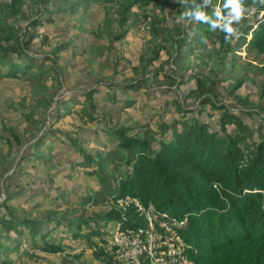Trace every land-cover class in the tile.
Listing matches in <instances>:
<instances>
[{
    "label": "trees",
    "instance_id": "obj_1",
    "mask_svg": "<svg viewBox=\"0 0 264 264\" xmlns=\"http://www.w3.org/2000/svg\"><path fill=\"white\" fill-rule=\"evenodd\" d=\"M80 1L86 2L87 10L96 0ZM105 1L120 3L122 25L127 23L129 13L136 5L142 7L160 1H163L162 6L180 4L170 0ZM24 3L25 0H0L2 76L29 79L36 73L32 71L42 69L49 59L26 55L25 45L28 43H23L19 27L9 23V17L24 13ZM243 3L244 15L254 10L262 16L256 26L247 24L246 28V16L239 25H234L239 35L232 42L225 41L223 32L210 30L207 23L194 21L188 26L203 41L206 34H216L220 47L232 55V68L238 66L237 55L243 46L247 47L248 53H257L259 64H264V4L259 0H243ZM223 4L224 0H211L205 11L216 19L211 10L218 5L226 15L228 9L223 8ZM72 10L77 9L72 7ZM54 21L52 16L35 18L29 27ZM159 22L153 21L149 27L152 37L165 34L164 28L156 27ZM182 38L175 39V43L180 44ZM163 44L160 42L148 58L141 59L142 68L158 59ZM58 48L62 49V46ZM13 55H22V61L17 62ZM243 63L238 69L247 70L254 66L250 61ZM192 78L196 79L197 86L188 95L200 100L199 108L179 105V117L172 123L136 124L138 128L109 127L105 130L107 141L94 156L83 148L78 137L68 136L75 149L84 156L81 164L87 167L85 173L99 182L98 189L90 185V193L81 196L70 190H61L56 195L57 204L44 211L36 206L26 209L11 205L7 201L12 195L7 193L5 200L0 202V264H15L13 254L17 255L18 264L29 259L38 260L41 258L36 254L38 252L61 255L62 264H90L85 261L86 248L102 264H118L113 236L119 228L128 232L149 227L143 208L150 204L158 211H168L178 217L188 216L189 223L181 233L192 244L191 256L196 264H264V119L254 127L245 121L241 112L230 110V107L249 108L254 104L236 93L245 78H239L228 89L237 102L233 106L217 100L215 79L208 83L202 74H193ZM145 85L146 79L141 78L116 88L131 91ZM98 91L91 89L83 93L84 100L71 97L58 104L51 128L37 138L32 155L38 157L37 153H43L41 145L46 148L47 137L60 132L54 129L56 124L71 115L77 104H81L79 111L87 118L88 124L99 123L102 117L97 115L98 105L94 100ZM263 94L264 82L261 96ZM108 96L113 105L120 103L116 92H108ZM258 103L264 110L263 99L259 98ZM133 104L135 102L128 99L124 106ZM207 104L212 110L206 109ZM216 111H222L217 121L218 130L199 116L207 112L208 117H213ZM24 116L33 123L32 114L25 113ZM2 124L6 125L5 132L16 136L5 121ZM154 140H157V146H153ZM11 141V137L6 136V155L12 154ZM16 142L19 144L22 139L16 136ZM51 159L48 154L47 165ZM110 177L116 178L115 185L108 183ZM112 221L116 223L113 229L110 228ZM78 241H81V248L73 245Z\"/></svg>",
    "mask_w": 264,
    "mask_h": 264
},
{
    "label": "rangeland",
    "instance_id": "obj_2",
    "mask_svg": "<svg viewBox=\"0 0 264 264\" xmlns=\"http://www.w3.org/2000/svg\"><path fill=\"white\" fill-rule=\"evenodd\" d=\"M161 3L163 1L134 6L124 25L121 24L120 3L105 0H96L87 10L86 2L80 0H25L24 13L9 17V23L19 27L23 43H28L26 55L49 59L42 69L32 71L36 73L29 79L0 75V202L10 193L9 204L26 209L36 206L44 211L57 204L56 195L61 190L81 196L90 193V185L98 189L99 182L85 173L87 167L81 164L84 156L75 149L68 136L78 137L83 148L94 156L107 141L105 130L109 127L138 128L136 124L172 123L179 117V105L199 108L200 100L188 95L197 86L193 74H202L208 83L215 79L217 100L229 106L237 102L228 89L239 78H245L236 93L254 104L249 108L230 107V110L241 112L245 121L254 127L260 124L264 119V110L258 103L259 98L264 101V94L261 96L264 64H259L257 53H248L247 47L243 46L237 55L238 66L232 68V55L220 47L216 34H206L204 38L202 35L206 38L205 43L194 35L195 30L188 29L194 21L178 22L186 7L175 3L162 6ZM72 7L77 10L73 11ZM260 14L252 10L244 15L247 17L246 28L247 24L256 26ZM49 16L55 18L54 23L29 27L31 20ZM153 21H160L156 27L164 28L165 34L152 37L149 27ZM121 34L123 36L118 37ZM183 36L185 39L176 44L175 39ZM162 41L158 59L142 68L141 59L148 58L151 50ZM21 56L13 55V58L20 63ZM248 61L254 66L238 69ZM141 78L146 79V85L138 90L119 91L116 88ZM91 89L99 90L94 100L98 111L103 112H97L101 121L88 124L79 111L81 104H77L71 115L56 124L54 129L60 132L47 137L46 148L41 145L43 153H37L38 157L32 155L35 141L55 120L56 106L71 97L84 100L83 93ZM111 91L116 92L119 104L110 103L108 92ZM128 99L135 104L125 107ZM205 107L212 110L209 104ZM221 112L216 111L213 117H208L207 112L199 116L218 130ZM25 113L33 115V123L25 118ZM4 121L22 139L21 143L16 142V136L5 132ZM6 136L12 140L11 155H6ZM153 146H157V140ZM48 154L52 159L47 165ZM115 181V177L108 178L111 185H115ZM115 225L112 221L110 228ZM73 245L81 248V241ZM36 254L41 258L29 259L24 264L63 263L61 255ZM12 256L18 264L17 255ZM85 261L102 264L87 248Z\"/></svg>",
    "mask_w": 264,
    "mask_h": 264
},
{
    "label": "built area",
    "instance_id": "obj_3",
    "mask_svg": "<svg viewBox=\"0 0 264 264\" xmlns=\"http://www.w3.org/2000/svg\"><path fill=\"white\" fill-rule=\"evenodd\" d=\"M176 1L170 0L171 3ZM143 210L147 213L149 227L128 232L119 228L115 233L114 253L118 264H196L191 256L192 245L181 233L188 219L158 211L153 204Z\"/></svg>",
    "mask_w": 264,
    "mask_h": 264
},
{
    "label": "clouds",
    "instance_id": "obj_4",
    "mask_svg": "<svg viewBox=\"0 0 264 264\" xmlns=\"http://www.w3.org/2000/svg\"><path fill=\"white\" fill-rule=\"evenodd\" d=\"M178 2L181 5L187 6L185 11L181 13L178 22L191 23L192 21H196L200 23H207L210 26V30H219L223 32L225 34L226 42H232L234 38H238L239 30L237 27H234V25H239L241 20L244 18L246 8L244 6L243 0H224L223 8H227L228 13L225 15L222 13L221 8L217 7L213 12V15L216 17V19H212L205 11V9L211 4V0H201L200 3H197L196 0H178ZM259 3L264 4V0H259ZM206 42L207 41H205V43ZM179 218H187L188 225V216ZM188 243L190 244V242Z\"/></svg>",
    "mask_w": 264,
    "mask_h": 264
}]
</instances>
